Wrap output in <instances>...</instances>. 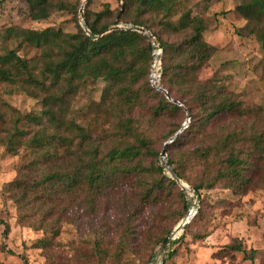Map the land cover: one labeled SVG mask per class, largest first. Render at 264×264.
<instances>
[{
  "label": "rangeland",
  "instance_id": "374dc122",
  "mask_svg": "<svg viewBox=\"0 0 264 264\" xmlns=\"http://www.w3.org/2000/svg\"><path fill=\"white\" fill-rule=\"evenodd\" d=\"M54 2L50 15L39 20L29 16L26 0H12L0 6V54L18 49V54L29 60L37 88L50 76V52L64 49L65 40L54 36L42 47L21 45L7 39L6 28L51 29L73 34L78 32L79 25L83 27V10L84 18L87 13L93 28L98 29L123 4L121 0ZM170 3L169 11L150 10L145 17L156 19L157 29L171 42L190 35V30H174L187 9H191V16L204 20V38L216 51L198 70L197 78L208 84L209 91L211 86L217 87L216 102L208 103L191 94L183 98L173 91L184 103L168 98L180 106L174 108L144 81L134 87L131 98L122 94L112 98L107 94L115 86L112 81L102 77L89 79L72 99L68 117L85 126L93 135L94 145L104 152L136 143L135 132L153 150L142 148V154L132 160L108 159L110 177L97 204L91 207L85 187L81 200L75 201L72 209L69 207L58 218V235L50 229L35 227L30 220H20L17 203L9 190V184L17 178L24 163L31 160L32 153L25 147L9 151L4 128L15 125L21 115L41 114L42 99L14 85L0 83V114L4 117L0 119V264H147L154 258L156 264H264V156L251 158L247 186L227 187L228 180L216 179L218 161L214 154L208 159L202 151H196L204 150L209 144L203 134L216 136L234 131L246 140L249 135L264 133V14L259 17L248 14L249 0H172ZM132 12L136 14L140 9ZM223 107L246 110L248 114L223 113L206 124L200 120L203 126L197 130L198 134L187 133L193 121ZM123 125H130L133 135H128ZM175 130H182L180 135L184 138L180 143L167 145V158L177 160L189 179L183 181L191 188L195 183H203L200 198L185 190L181 193L183 187L178 181L173 184L166 180L158 202L153 199L143 202L147 183L153 184L162 176L158 171V165H163L161 153ZM164 173L173 178L167 169ZM211 181H215L213 187L208 186ZM192 206L200 210L198 216L187 222V227L182 226L177 237H172ZM40 219L38 213L34 221ZM51 220L57 218L47 221L52 223ZM6 224L8 233H5ZM183 234L184 239L176 243ZM202 235L205 237L201 238ZM163 237L169 238L165 250ZM235 239L257 250L253 260L245 259L241 251L228 248ZM172 248L176 253L170 255Z\"/></svg>",
  "mask_w": 264,
  "mask_h": 264
},
{
  "label": "trees",
  "instance_id": "16d2710c",
  "mask_svg": "<svg viewBox=\"0 0 264 264\" xmlns=\"http://www.w3.org/2000/svg\"><path fill=\"white\" fill-rule=\"evenodd\" d=\"M10 1L12 0H0V6ZM121 1L122 8L112 19L102 22L98 29L93 28L90 16L85 13L90 34L81 25L78 32L73 34L57 33L51 29L42 31L24 29L17 26L5 30L7 39L19 41L21 45L42 47L54 36L62 37L67 44L61 51L50 52L52 57L49 62L50 76L42 81L38 88L35 85L37 79L32 74L29 60L19 55L18 49H9L5 54H0V83L14 85L32 96L41 98L43 102L41 114L21 115L15 120V125L4 128L9 151L15 152L25 147L32 153L31 160L24 163L17 178L9 184V190L17 203L20 220H30L35 227L50 229L57 235L60 228L58 218L81 200V193L85 187L88 188L87 197L92 201L91 207L97 204L98 198L107 188L110 177L108 159L132 160L142 154V148L148 152L153 150L148 146L147 141L135 132L136 143L115 146L104 152L99 146L94 145L93 135L85 126L77 124L68 117L72 99L83 90L89 79L102 77L112 81L115 86L107 94L112 95V98L115 94H122L128 99L132 97L134 87L144 81L151 91L163 95L168 104L180 108L178 104L170 102L165 92L151 86L149 75L153 60L152 41L144 33L130 27L141 26L150 30L163 48L162 86L173 100H178L184 105L172 94L175 91L183 98L191 94L208 103L216 102L217 87L211 86L212 89L209 91L208 84L199 82L197 78L198 70L216 51V47L204 38L206 30L204 20L199 16H191V9H187L179 19V26L174 30H190V35L188 38L171 42L164 39L162 30L157 29L156 19L152 21V17L145 15L150 10L164 8L169 11L172 8L170 3L172 0ZM26 2L29 6V16L37 20L47 18L55 4L54 0H26ZM133 9H140V12L134 14ZM246 10L248 14H253V17L261 16L264 14V0H249ZM120 24L126 27L111 29ZM168 25L171 26L170 23ZM195 85L198 87L194 90ZM232 112L248 114L246 110L223 107L205 113L202 118L193 121L187 127V133L197 135V130L200 131V126H203L200 125V120L206 124L220 114ZM3 118L0 114V119ZM26 123L32 125H24ZM123 127L128 135H133L130 125ZM177 132L178 130H175L173 136ZM225 134L216 136L215 133L203 134L204 140L209 144L204 150L197 148L196 151H202L201 154L208 159L214 154L215 160L218 161L216 179L228 180L227 187L247 186L249 181L247 171L253 164L251 158L264 156V133L249 135L246 140L240 133L234 131ZM182 138L184 135L179 133L172 143H180ZM169 161L176 175L189 182L179 168L177 160L169 159ZM135 166L137 167L138 163ZM131 167L134 165L131 164ZM158 171L162 176L156 178L153 184L147 183L149 187L146 189L143 202H147L148 199L158 202L163 194L166 180L173 184L178 183L175 178L164 173L163 165H158ZM214 182L211 181L208 186L213 187ZM202 184L200 182L193 185L198 198ZM181 193H185L183 188ZM185 204L187 207L186 200ZM199 212L198 209L189 223L195 220ZM38 213H41V219L36 222L34 220ZM186 216L187 213L181 219ZM48 218H57V220H51V223L47 221ZM8 229L9 225L6 224L5 233H8ZM184 236L185 234L176 243H180ZM166 239V237L162 238V240ZM228 248L231 251L243 252L244 258L249 260H253L257 253L256 249L248 248L239 239L228 244ZM174 253L176 249L172 248L169 254Z\"/></svg>",
  "mask_w": 264,
  "mask_h": 264
},
{
  "label": "water",
  "instance_id": "95a60500",
  "mask_svg": "<svg viewBox=\"0 0 264 264\" xmlns=\"http://www.w3.org/2000/svg\"><path fill=\"white\" fill-rule=\"evenodd\" d=\"M86 2H88V0H86ZM81 22H82L83 27H84L86 30L89 31L88 25H87V23H86V21H85V18H84L83 10L81 11ZM116 27H119V26H113L111 29L116 28ZM130 28H132V29H134V30H138V31L144 33L145 35H147L152 41H154V42L156 41V37H155V35L152 34V32H151L150 30H148V29H146V28H144V27H141V26H134V27H130ZM111 29H110V30H111ZM89 34H90V31H89ZM165 93L167 94V96H168L169 99L173 100L172 97H171V95L169 94L168 91H166ZM173 101L182 105V103L179 102L178 100H173ZM186 125H187V124H186ZM181 131H182V130H179V131H178L173 137H171V139H170L169 141H167V142L165 143V146H164V148H163V150H162V153H161V154H162V159H163V165H164V168L167 169V170L170 172L171 176H172L173 178H175V179H176V180L182 185V187H183V189L185 190V192L188 193V189H191L192 192H193V195H194L195 197H197V194H196L195 190H194L193 188H191L188 184H186L182 179H180V178L176 175L174 169L171 167V164H170L169 159L167 158V145H168L170 142H172V141H173V140L179 135V133H180ZM188 216H189V213H188L187 216H186V217H185V218L179 223L178 226H180L181 224H183L184 222H186L187 219H188ZM174 232H175V231H174ZM172 233H173V232H172ZM168 242H169V238H167V239L165 240L164 245H163V249L166 247V245H167ZM163 249L161 250V252H163V251L165 250V249H164V250H163ZM161 252H160V253H161ZM160 253H159V254H160ZM155 261H156V259L154 258L151 264H154Z\"/></svg>",
  "mask_w": 264,
  "mask_h": 264
},
{
  "label": "built area",
  "instance_id": "2783aa9c",
  "mask_svg": "<svg viewBox=\"0 0 264 264\" xmlns=\"http://www.w3.org/2000/svg\"><path fill=\"white\" fill-rule=\"evenodd\" d=\"M152 41V40H151ZM153 45V60L150 69L149 80L151 86L156 90H160L166 92V89L162 86V55H163V48L161 47L160 43L157 41H152ZM193 196V195H192ZM198 209L194 206L191 207L189 210V216L186 222L182 224V226L186 225L187 222L191 220V218L197 213ZM152 263V262H151ZM150 263V264H151ZM156 264V261L154 262Z\"/></svg>",
  "mask_w": 264,
  "mask_h": 264
},
{
  "label": "bare ground",
  "instance_id": "6f19581e",
  "mask_svg": "<svg viewBox=\"0 0 264 264\" xmlns=\"http://www.w3.org/2000/svg\"><path fill=\"white\" fill-rule=\"evenodd\" d=\"M188 194H192L193 195V192L191 189H188ZM182 231V224L180 226L177 227V229L175 230V232L173 233V236L172 237H177Z\"/></svg>",
  "mask_w": 264,
  "mask_h": 264
}]
</instances>
